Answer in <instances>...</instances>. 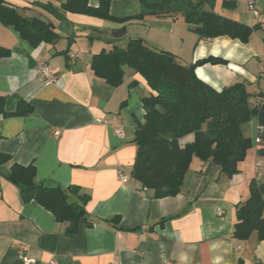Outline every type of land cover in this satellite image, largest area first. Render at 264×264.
<instances>
[{"label":"crops","instance_id":"obj_1","mask_svg":"<svg viewBox=\"0 0 264 264\" xmlns=\"http://www.w3.org/2000/svg\"><path fill=\"white\" fill-rule=\"evenodd\" d=\"M64 1H3L24 18L51 23L59 38L33 47L0 23V47L10 50L0 59V154L10 157L5 169L12 162L33 163L39 184L50 180L63 188H80L89 196L85 212L91 226L81 221L78 232L68 237L64 224L38 203L23 202L18 187L0 176V264H22L19 251L33 264H264V242L255 232L247 240L232 235L238 205L249 198L250 184L263 179L256 163L264 157L253 144L257 120L241 127L252 147L235 174L228 177L212 162L194 158L180 193L156 199L130 176L134 130L136 121H143L141 99L148 87L128 68L123 83L111 87L90 67L99 51L125 48L130 39L140 38L153 49L172 52L183 65H193L196 76L217 91L243 83L253 96H264V29L252 31L247 43L227 36L205 39L190 30L181 13L116 24L62 13ZM223 1L206 4L223 19L264 26V0H254L257 16L250 0H226L234 2L233 8ZM98 3L88 0L91 7ZM141 10L140 0H111L109 5L110 14L118 18ZM121 27L125 34L113 35ZM207 59L212 61L202 62ZM40 64L54 74L51 84L39 74ZM17 108H30V113L14 115ZM116 129L122 136L115 135ZM193 139L192 134L181 138L180 147ZM119 170L126 182L118 179Z\"/></svg>","mask_w":264,"mask_h":264},{"label":"trees","instance_id":"obj_2","mask_svg":"<svg viewBox=\"0 0 264 264\" xmlns=\"http://www.w3.org/2000/svg\"><path fill=\"white\" fill-rule=\"evenodd\" d=\"M0 0V23L12 27L23 41L35 47L42 42H55L58 35L52 24L35 18H24L9 3ZM111 0H99L91 7L88 0H65L62 13L93 16L102 20L124 24L130 20H142L146 15L164 16L181 13L190 30L199 38L213 39L227 36L247 43L252 31L264 26L249 27L228 20L212 12L206 0H140L142 10L138 15L118 18L110 14ZM228 8L233 1H223ZM56 18L63 15L50 5H42ZM125 27L113 32L120 37ZM10 50L0 47V59L8 57ZM212 59L203 60V63ZM93 74L111 87L123 83L125 69L139 75L148 87L141 99L143 121H136L132 142L136 146L135 160L130 176L143 189L151 190L156 199L173 197L180 193L185 175L194 158L201 162H212L221 173L231 177L237 172L252 142L244 137L241 127L252 119L264 127V96L250 94L243 83H235L220 91L209 86L194 71V66L183 65L172 52L156 50L147 46L140 38L130 39L125 48L112 46L92 56ZM132 82L130 86L133 87ZM252 99L260 104L252 103ZM4 98L0 97V113H4ZM30 108L20 109L14 115H26ZM189 134L194 139L183 148L179 140ZM264 157V136H261L258 152ZM10 157L0 154V176L5 177L20 190L22 201L38 203L65 225L68 237L75 235L81 221L86 220L85 205L89 196L80 193V188L68 186L47 190L36 181L33 163L20 165L12 162L5 169ZM260 183L249 186L250 195L245 203L238 205L233 238L247 240L255 232L264 242V172ZM71 197L75 200L72 201ZM114 223L117 218L112 219Z\"/></svg>","mask_w":264,"mask_h":264},{"label":"built area","instance_id":"obj_3","mask_svg":"<svg viewBox=\"0 0 264 264\" xmlns=\"http://www.w3.org/2000/svg\"><path fill=\"white\" fill-rule=\"evenodd\" d=\"M253 3L254 0H250L249 1V7L252 9V12L255 16H257V12L253 9ZM75 59V56H70L69 58V62L73 63ZM38 72L39 74L45 79V84H51L52 82H54L55 80V76L52 73V71H50L49 67L43 64H40L38 67ZM252 103H256L257 105L260 104V101L258 100H254L252 99L251 101ZM258 126V125H257ZM115 133L116 136L120 137L122 136V132L120 131V129H116L115 131H113ZM59 131H56L54 134L56 136H58ZM261 136H264V127L263 126H258L257 128V134L255 136V140H253V144L255 145H259L260 143V139ZM256 170L259 176H261L264 172V160L263 162L259 161L256 163ZM118 179L121 182H126L127 181V177L124 176L121 172V170H119L118 172ZM17 256L19 257L20 261L22 262V264H33L35 261L33 259H31L29 256L25 255L23 252L19 251ZM48 264H56L54 261H50ZM115 264V263H114Z\"/></svg>","mask_w":264,"mask_h":264},{"label":"water","instance_id":"obj_4","mask_svg":"<svg viewBox=\"0 0 264 264\" xmlns=\"http://www.w3.org/2000/svg\"><path fill=\"white\" fill-rule=\"evenodd\" d=\"M56 187H58V185L50 180H47L45 182H43L42 184V188L47 189V190H52V189H56Z\"/></svg>","mask_w":264,"mask_h":264},{"label":"rangeland","instance_id":"obj_5","mask_svg":"<svg viewBox=\"0 0 264 264\" xmlns=\"http://www.w3.org/2000/svg\"><path fill=\"white\" fill-rule=\"evenodd\" d=\"M250 154V152L247 153V155ZM259 161L263 162L262 159H260ZM242 162H245V159L242 161Z\"/></svg>","mask_w":264,"mask_h":264}]
</instances>
